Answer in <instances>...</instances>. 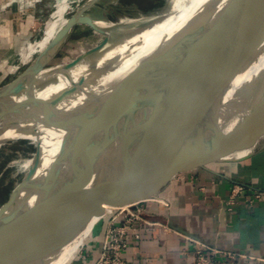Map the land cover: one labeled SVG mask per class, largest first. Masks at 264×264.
<instances>
[{
	"label": "water",
	"instance_id": "water-1",
	"mask_svg": "<svg viewBox=\"0 0 264 264\" xmlns=\"http://www.w3.org/2000/svg\"><path fill=\"white\" fill-rule=\"evenodd\" d=\"M106 8L102 0H86L28 67L0 87V147L37 134L39 127L61 134L42 175V148L35 153L22 203L0 215V264H55L70 247H83L105 207L152 200L189 165L247 158L250 153L233 155L251 150L264 135L262 76V93L241 136L226 140L220 134L209 142L204 127L218 114L231 81L263 51L264 0L203 6L167 44L96 99L88 88L120 64L125 41L169 15L121 26L101 15ZM79 25L104 35V41L76 61L52 64ZM76 98L83 101L73 107ZM193 130L202 137L197 154L178 147Z\"/></svg>",
	"mask_w": 264,
	"mask_h": 264
},
{
	"label": "crops",
	"instance_id": "crops-1",
	"mask_svg": "<svg viewBox=\"0 0 264 264\" xmlns=\"http://www.w3.org/2000/svg\"><path fill=\"white\" fill-rule=\"evenodd\" d=\"M29 1L0 0V87L14 79L20 56L40 39L46 23L50 5ZM259 112L264 123V93ZM248 153L240 161L206 162L176 172L154 199L139 205L144 219L134 225L139 238L129 236L123 258L129 264H191L196 243L264 258V135L254 148L237 151L233 158ZM236 185L245 191L230 204ZM104 231L101 220L64 264L94 263Z\"/></svg>",
	"mask_w": 264,
	"mask_h": 264
},
{
	"label": "rangeland",
	"instance_id": "rangeland-1",
	"mask_svg": "<svg viewBox=\"0 0 264 264\" xmlns=\"http://www.w3.org/2000/svg\"><path fill=\"white\" fill-rule=\"evenodd\" d=\"M85 1L86 0H69L68 8L64 16L65 20L67 21L74 14L77 8ZM102 1L108 8L100 10L99 12H101V15L107 19L111 18L113 20L114 18V22L121 21L124 23L128 22L130 18H138L140 15L137 11L145 12L146 14L154 12L168 14L174 7L182 3V0H148V2L146 0H119L113 3H111L112 0ZM46 2L50 5V7L48 9L46 23L43 25L40 33V39L35 43V45L30 46L24 54L33 48H37L45 31L49 28L52 22L51 16L56 10L57 0H46ZM110 7H114L115 10L110 9ZM104 39V35L95 33L88 26L79 25L74 30L72 37L64 45L59 56L54 59L52 64L62 63L66 57L73 59L78 55L79 50L93 48L103 42ZM37 55L38 53L34 54L29 58L26 64L20 66V69L17 70L14 76H18L24 69H26V67H28ZM263 72L264 48L261 55L255 60L253 67L247 71L244 79L239 84L230 83L225 92L222 94L218 105H220L223 98L229 97L231 98L229 104L230 106L224 109L222 113L213 115L204 125V127L207 128L206 135L209 142H216L220 134L225 136L228 125L239 116H242L241 118L243 122L242 120L241 122L242 127L244 128L250 118V115L252 114L254 105L262 93L263 87L260 92L256 94V96L254 95L257 84L256 81L258 82L260 80L259 78ZM246 91H248L247 95H245ZM246 106H248V110L251 109V114L248 112L243 115L242 112ZM243 128H241L238 136L242 135ZM189 133L190 134L187 138H181L179 140L181 145L178 147L184 152L197 154L202 148V137L196 130ZM194 142L196 144L192 147V143ZM190 147L192 148L188 149ZM38 148L39 141L33 139H21L8 142L0 147V215L17 208L22 203L25 196V184L29 173V169H25L24 164L34 157ZM140 205H142V203Z\"/></svg>",
	"mask_w": 264,
	"mask_h": 264
},
{
	"label": "bare ground",
	"instance_id": "bare-ground-1",
	"mask_svg": "<svg viewBox=\"0 0 264 264\" xmlns=\"http://www.w3.org/2000/svg\"><path fill=\"white\" fill-rule=\"evenodd\" d=\"M146 1L148 2V0ZM213 1L214 0H182L181 4L174 7L173 10H171L168 13L169 15L166 14L167 16L162 22L154 24L150 29L144 32H141L140 34L132 38H128L127 41H125L123 46L120 47L118 51V55L121 58L120 64H118V66L111 73H108V75H105L103 78H101L97 85L88 88V90L92 93V96L98 99V97H100L102 93L105 92V90H108L112 85L116 84L120 79H122V77L126 75L133 68V66L136 65L137 62H139L141 59L151 56L156 51H158L159 47L163 46L164 44H167L170 41V39L173 37V33H176L184 25L187 19H190L194 14L199 12L203 8V6L209 5ZM68 2L69 0H57V7L51 16L52 22L49 28L45 31L43 38L39 42L37 48L31 49L29 52L25 54L23 53L24 61H28L32 54L41 52L48 45V43L54 38V35H56L58 31L64 26V24L66 23L64 16L68 8ZM175 4H178V3H175ZM163 15L164 13H160V12L144 14L142 16H138L137 19L131 18V20H128V22H125V23L121 22L120 25L121 26L128 25V23H132L133 21H137V20L147 21V20L158 18ZM102 24L104 23L102 22ZM134 44L136 46L132 50L127 49L128 45H134ZM91 49L92 48L81 49L78 51V55L75 58L71 59L70 57L69 58L66 57L64 58L63 62L69 63L72 61H76L78 58L84 56L85 53L90 52ZM128 51H130V53H127ZM260 55L261 54H259V56ZM258 57L256 59H258ZM256 59L251 61V63H249L231 81V83L239 84L244 79L247 71L253 67ZM84 69L85 68H82L79 71H84ZM74 81H76V78L74 79ZM256 83L257 84H256L255 92H254L255 96L256 94H258V92H260L261 88L263 87L261 79L258 82L256 81ZM59 86H62V85H59ZM248 91H246L245 95H247ZM49 93H50V89H47L42 94V97L47 96ZM82 101H83L82 98L73 99V107H75L76 105L80 106V103ZM230 101H231V98L229 97L222 99L220 105L218 106V114L222 113L224 109L230 106L229 105ZM244 108H243L244 110L242 109L243 115L247 114L248 112L249 113L251 112L250 111L251 109L248 110V106ZM241 117L239 116L238 118L233 120L228 125L226 129V134H227L226 140H233L240 133L241 128H243L242 127L243 120ZM60 138H61V134L55 132V129L50 128V127H45V126L39 127L37 134L27 135L21 138V139H33V140L39 141V147L42 148L41 164L38 170L39 175H42L46 171V168L48 167L49 163L52 161V159L55 157L56 153L58 152L59 147H60ZM33 165H34V158L26 162L24 164V168L28 170ZM111 208L113 207H105L106 211H105L104 217H107L109 215ZM119 208L125 209L127 208V206L119 207ZM79 246L80 245L76 244L74 247H70L69 249H67L55 264H64Z\"/></svg>",
	"mask_w": 264,
	"mask_h": 264
},
{
	"label": "built area",
	"instance_id": "built-area-1",
	"mask_svg": "<svg viewBox=\"0 0 264 264\" xmlns=\"http://www.w3.org/2000/svg\"><path fill=\"white\" fill-rule=\"evenodd\" d=\"M36 1L39 0H31L28 4L31 5ZM26 62L23 60V55L20 56V66H23ZM20 66H17V69ZM244 191V186H234L231 191L229 203H235V200ZM254 197L258 199L261 197V194H256ZM140 204L138 203L125 209L111 208L109 215L103 217L102 221L105 222L104 238L99 257L95 264H129L123 258V252L129 245L130 235H133L134 239L139 238L135 234L134 225L137 222L144 221L141 210L139 209ZM196 245L197 247L190 258L191 264H239L241 261H256L258 264H264V258L261 257H254L246 253L230 250H217L201 243H196Z\"/></svg>",
	"mask_w": 264,
	"mask_h": 264
}]
</instances>
